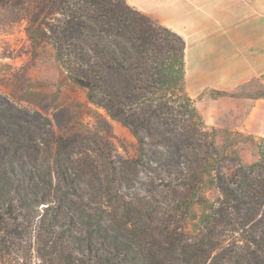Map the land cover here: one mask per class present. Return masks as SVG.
<instances>
[{
  "label": "trees",
  "instance_id": "trees-1",
  "mask_svg": "<svg viewBox=\"0 0 264 264\" xmlns=\"http://www.w3.org/2000/svg\"><path fill=\"white\" fill-rule=\"evenodd\" d=\"M0 20L51 44L140 145L125 159L107 137L59 136L53 166L38 164L34 135L51 120L0 94V232L6 217L34 222L49 264H264V145L224 165L187 94L179 34L127 0H0Z\"/></svg>",
  "mask_w": 264,
  "mask_h": 264
},
{
  "label": "rangeland",
  "instance_id": "rangeland-1",
  "mask_svg": "<svg viewBox=\"0 0 264 264\" xmlns=\"http://www.w3.org/2000/svg\"><path fill=\"white\" fill-rule=\"evenodd\" d=\"M24 26L19 22L0 20V94L8 96L19 108L39 112L51 120L52 133L45 127L40 134L34 135V145L43 151L38 164L53 166L56 138L80 133L89 134L84 138L87 146L96 147L98 143L103 146L100 139L103 136L112 141L123 158H136L140 145L130 128L112 119L104 108L94 105L88 98L89 88L68 76L53 46L32 43ZM213 96L221 99L215 113L205 118L196 109L206 130L226 153L224 165L232 167L236 160L242 164L254 163L260 157L264 137L252 133L256 130L255 121L252 123L245 117L254 101L264 97V83L254 80L231 95L218 93ZM44 207L41 205L40 210L44 211ZM6 219V229L0 232V264H49L37 252L34 222L26 225L21 217ZM22 224L26 226L27 234L18 233L23 229Z\"/></svg>",
  "mask_w": 264,
  "mask_h": 264
},
{
  "label": "crops",
  "instance_id": "crops-1",
  "mask_svg": "<svg viewBox=\"0 0 264 264\" xmlns=\"http://www.w3.org/2000/svg\"><path fill=\"white\" fill-rule=\"evenodd\" d=\"M127 3L185 40V88L203 117L221 103L213 95H231L254 80L264 83V0ZM245 119L255 121L252 133L264 137V97Z\"/></svg>",
  "mask_w": 264,
  "mask_h": 264
},
{
  "label": "water",
  "instance_id": "water-1",
  "mask_svg": "<svg viewBox=\"0 0 264 264\" xmlns=\"http://www.w3.org/2000/svg\"><path fill=\"white\" fill-rule=\"evenodd\" d=\"M79 83L84 86V87H87V88H90L91 87V82H86V81H79Z\"/></svg>",
  "mask_w": 264,
  "mask_h": 264
}]
</instances>
